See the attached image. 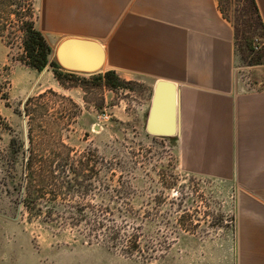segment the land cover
<instances>
[{
	"label": "rangeland",
	"instance_id": "obj_1",
	"mask_svg": "<svg viewBox=\"0 0 264 264\" xmlns=\"http://www.w3.org/2000/svg\"><path fill=\"white\" fill-rule=\"evenodd\" d=\"M219 6L235 28L238 57L250 87H263L264 66L259 65H264V30L252 2L219 0ZM34 7L39 18L38 0ZM5 18L0 28V264L224 262L233 246L236 186L184 171L177 138L147 132L151 87L135 80L112 89L94 79L101 71L77 74L65 68L76 73L75 78L66 79L65 86H50V66L39 70L24 59L21 24L14 15ZM258 55L262 63L250 64ZM41 94L26 115L27 100ZM106 114L109 118L100 121ZM32 153L45 160H89L78 173L70 169L75 162L71 160L58 175L73 185L79 178L86 193L69 190L65 182V195L55 204L133 207L137 215L128 219L140 227L141 252L129 255L102 241L90 242L81 234L84 224L60 229L31 218L23 199ZM126 179L132 194L115 202L114 189Z\"/></svg>",
	"mask_w": 264,
	"mask_h": 264
},
{
	"label": "crops",
	"instance_id": "obj_2",
	"mask_svg": "<svg viewBox=\"0 0 264 264\" xmlns=\"http://www.w3.org/2000/svg\"><path fill=\"white\" fill-rule=\"evenodd\" d=\"M38 11L52 59L62 40L92 39L105 49L101 72L151 87L146 124L157 81L177 84L180 166L236 186L232 251L217 264H264V91L248 84L219 0H38Z\"/></svg>",
	"mask_w": 264,
	"mask_h": 264
},
{
	"label": "trees",
	"instance_id": "obj_3",
	"mask_svg": "<svg viewBox=\"0 0 264 264\" xmlns=\"http://www.w3.org/2000/svg\"><path fill=\"white\" fill-rule=\"evenodd\" d=\"M250 1L257 12L264 30V22L257 2L256 0ZM7 5L14 6L15 9H7ZM12 15L21 24L20 29L23 32L22 41L25 53L24 59L31 66L39 70L50 66L55 77L63 86L66 85V79L75 78L76 73L65 70L56 59H52V45L37 26L38 13L35 12L34 0H0V28L8 21L5 17L11 18ZM246 46L249 48L250 45L247 44ZM236 48L238 53L237 41ZM261 63V55L254 56L250 62V64ZM94 79L112 89L124 87L126 83L130 82L113 70L96 74L94 75ZM42 96L41 94L38 97H30L27 100L26 115L29 116L31 114L32 108L30 106L33 105V101ZM71 160L73 161L74 159H60V157L59 159H39L35 153L29 156L26 165V191L23 203L30 217L42 219L43 222L54 224L60 229L67 227L79 228L81 224H84L85 232L81 231L82 233H80L90 242L99 240L129 255L141 252L140 227L139 225H134L132 223L134 221L128 219L129 215H137V211L133 207L124 210L110 205L83 207L72 204L62 206L55 204L60 197L65 195L64 191H62L65 187V182L71 186L69 190L77 193L80 192L83 195L86 193L82 192V182L79 181V178L74 180V184L78 188L74 187L75 185H73L71 180L59 179V173H65V168ZM87 163H89V160L81 158L73 162L70 169L72 172L78 173L79 167L83 171ZM119 185L120 187L114 189L116 194L113 200L115 202H118V199H129L132 194L130 180L126 179ZM47 196H49V199H47ZM45 200L54 202V204L45 205ZM125 213L127 214L125 215Z\"/></svg>",
	"mask_w": 264,
	"mask_h": 264
},
{
	"label": "water",
	"instance_id": "obj_4",
	"mask_svg": "<svg viewBox=\"0 0 264 264\" xmlns=\"http://www.w3.org/2000/svg\"><path fill=\"white\" fill-rule=\"evenodd\" d=\"M105 55L100 42L69 37L59 43L54 56L67 70L93 74L101 71ZM146 130L162 137L180 134V89L176 83L163 79L157 81Z\"/></svg>",
	"mask_w": 264,
	"mask_h": 264
},
{
	"label": "built area",
	"instance_id": "obj_5",
	"mask_svg": "<svg viewBox=\"0 0 264 264\" xmlns=\"http://www.w3.org/2000/svg\"><path fill=\"white\" fill-rule=\"evenodd\" d=\"M248 80H249V78H248ZM249 84V83H248ZM252 89H256V90H263L264 91V85H263V87H261V88H254V87H252ZM109 118V116L106 114V115H104V116H100L99 117V120L100 121H104V120H107Z\"/></svg>",
	"mask_w": 264,
	"mask_h": 264
}]
</instances>
